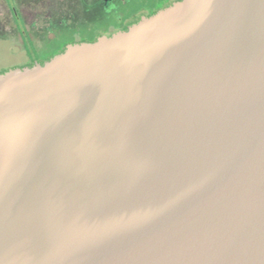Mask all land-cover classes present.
Wrapping results in <instances>:
<instances>
[{"label":"water","instance_id":"95a60500","mask_svg":"<svg viewBox=\"0 0 264 264\" xmlns=\"http://www.w3.org/2000/svg\"><path fill=\"white\" fill-rule=\"evenodd\" d=\"M0 264H264V0L1 72Z\"/></svg>","mask_w":264,"mask_h":264},{"label":"flooded vegetation","instance_id":"af4514ba","mask_svg":"<svg viewBox=\"0 0 264 264\" xmlns=\"http://www.w3.org/2000/svg\"><path fill=\"white\" fill-rule=\"evenodd\" d=\"M8 1L12 3L9 6L5 0L9 15L25 55L23 62L12 68L42 64L69 44L92 42L100 36L125 31L142 17L178 0H38V13L24 12L19 7L24 0Z\"/></svg>","mask_w":264,"mask_h":264},{"label":"rangeland","instance_id":"374dc122","mask_svg":"<svg viewBox=\"0 0 264 264\" xmlns=\"http://www.w3.org/2000/svg\"><path fill=\"white\" fill-rule=\"evenodd\" d=\"M7 3L12 6L8 0ZM19 7L26 13H38V0H24ZM26 26L28 28L30 26L29 18L26 20ZM21 28L20 25L18 29ZM24 59L25 55L15 23L9 15L5 0H0V72L15 63L23 62Z\"/></svg>","mask_w":264,"mask_h":264}]
</instances>
